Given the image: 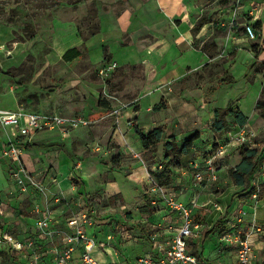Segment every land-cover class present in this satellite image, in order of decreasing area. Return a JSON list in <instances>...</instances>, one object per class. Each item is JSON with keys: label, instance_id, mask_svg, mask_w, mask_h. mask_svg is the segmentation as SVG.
Segmentation results:
<instances>
[{"label": "rangeland", "instance_id": "1", "mask_svg": "<svg viewBox=\"0 0 264 264\" xmlns=\"http://www.w3.org/2000/svg\"><path fill=\"white\" fill-rule=\"evenodd\" d=\"M126 10H130V22L122 31L117 16ZM203 16L209 22L193 38L192 46L211 52L206 71L217 80L209 93L213 99L209 104L239 106L248 116L244 126L260 133L256 140L261 153L264 117L256 105L264 100V0H168L162 4L160 0H0V108L88 120L87 125L73 127L67 133H43L32 141L43 145L28 150L24 147L23 165L40 187L27 182L24 190L13 181L7 168L11 159L0 153V216L20 221L30 207L35 210L31 197L24 195L34 190L53 210L74 202L77 210L71 215L90 211L97 217L91 235L96 249L101 250V254L95 252L100 264H120L123 250L136 258L149 252L159 236L164 237L163 230L171 233L170 237L175 231L177 223L166 218V204L149 203L152 185L175 192L184 202L199 193L200 186H207L211 190L202 191L199 201L212 198L224 211L212 204L197 207L194 221L200 225V237L193 239L189 247L200 251L206 239L205 253L210 257L217 249L224 212L229 211L226 206L240 194L230 170L241 161L246 147H235L217 162L218 180L211 184L195 181V171L205 165L219 144L226 142L227 129L240 125L234 116H227V126L216 130L213 139L210 132H205L204 141L202 137L196 140L180 167L172 168L171 180L163 165L162 143L149 151L143 144L129 149L132 147L125 143L123 152L114 141L115 135L122 134L120 125L126 111L137 110L139 101L153 92L169 90L170 84H157L158 54L171 52L175 33ZM246 24L253 25L255 38L247 37ZM76 43L81 50L86 47L89 51L84 58L66 61L64 52ZM261 47L260 59L254 65ZM131 53L135 57L124 65V58ZM113 62L117 63L113 72L100 73L102 67ZM105 100L109 107L102 105ZM163 102L166 105L164 97L155 104L163 109ZM130 116L128 122L135 123L136 118ZM207 118L204 128L208 130L216 121ZM1 129L4 138L11 135L10 127ZM182 169L196 186L186 194L178 193L176 187ZM60 176L72 178L73 184L82 188L76 198L67 196L59 185ZM252 180L257 197L250 191L240 195L251 211L257 205L261 230L252 234L251 241L256 263L264 264V157ZM62 229L68 231L66 223ZM0 246V250H7V246ZM6 252L0 251V264H15L5 261ZM14 257L19 261L21 255ZM235 263L234 257L215 262Z\"/></svg>", "mask_w": 264, "mask_h": 264}, {"label": "built area", "instance_id": "2", "mask_svg": "<svg viewBox=\"0 0 264 264\" xmlns=\"http://www.w3.org/2000/svg\"><path fill=\"white\" fill-rule=\"evenodd\" d=\"M249 38H255L256 32L252 24H246ZM117 67V63H108L100 70L101 74H109ZM88 120L76 117H65L58 114L31 113L13 111L0 108V126L11 128V137L2 145V153L11 159L9 168L10 178L24 190L28 184L40 187L25 169L21 155L26 142L21 138L31 139L36 133L57 131L67 133L71 128L87 125ZM227 140L214 149L213 155L206 160L204 166L195 171V181L211 184L218 180L217 162H222L225 156L235 147H256L258 132L254 128L244 125L231 126L226 131ZM258 189L253 192L257 197ZM149 203L156 206L164 202L168 207V221L177 223L171 238L160 242L155 250L140 256L137 264H207L197 253L190 249V242L199 235V223L194 221V214L198 206L212 204L215 209L223 210L222 205L213 199L199 201L195 195L190 201L184 202L175 196V192L167 191L163 186L154 184L150 187ZM35 211L39 214L33 227L34 232L42 239H49L59 233V219L53 208L44 203H37ZM225 217L223 229L219 234L217 250L228 252L236 257L237 264H257L256 253L251 241L252 234L260 231L257 224V205L253 211L247 209L244 202H239L234 212ZM249 218V219H248ZM97 217L94 212L83 211L72 215L66 220V244L63 247L53 245L50 250L41 247L37 238L20 239L7 230L0 234L1 245L7 246L14 254L28 259L29 264H45V259L51 252L56 264H71L75 258V251L80 250L78 257L80 264H100L94 250L96 242L89 229L95 226ZM50 240V239H49ZM51 241V240H50ZM53 241V240H52Z\"/></svg>", "mask_w": 264, "mask_h": 264}, {"label": "crops", "instance_id": "3", "mask_svg": "<svg viewBox=\"0 0 264 264\" xmlns=\"http://www.w3.org/2000/svg\"><path fill=\"white\" fill-rule=\"evenodd\" d=\"M160 2L161 4L168 3V0H160ZM117 17L120 20L118 22V25L120 29L123 31L124 29L128 27V23L130 22L129 21L130 10H126L122 14L119 13ZM194 25L195 24H192L186 29L184 28L179 29L178 32L175 33L174 38H176V40L173 42L174 47L171 52L166 51V53L160 52L158 54L159 62L157 66H155L157 84L158 85L170 84L169 90L167 89L163 91V89H160L161 93L160 91L153 92L152 95H149L143 98L141 101H139V103L136 105L138 107L137 110L135 111L129 110V111H126V113L122 115L123 120H121L122 123L120 125L121 130H122L120 132L122 134H117V136L115 135L114 141H116L117 146H121V148L123 149V152H124V149L126 148L125 143L129 144L132 147V148L129 147V149H138L140 145L142 146V142L139 139L137 131H136L137 128H140V130L147 132L153 129L154 127L161 126L164 129L165 135H167L168 137L172 135L175 136L178 142L182 141V139L184 140L189 135L195 132L200 133V138L202 137V140H203V134L205 132H210L212 134V139H213V135H215V133L217 132L216 125L214 126L212 123L210 124L212 128L208 127L209 128L208 130L204 128L206 126L204 124L206 123L208 119L207 115L209 118L214 117L216 121L217 119L216 111L221 108H226L228 107V105L226 107H218L214 103L209 104V102L213 100L212 98H210L211 95H209V93L213 92V90L215 89V84H216L215 80L217 79H214L212 75L210 76L211 73L207 74V71H206L210 68V65L208 67H206V65L209 64V62L211 61V54H210L211 52L209 53L206 50L192 46V40L194 38L192 34V28L194 27ZM201 35H203V33ZM74 46L79 47V43H76ZM88 51L89 49L85 47L84 56L78 57V58H84ZM134 57H135L134 53L127 54L126 58H124V65L129 63V59L131 60ZM212 79L214 81H212ZM206 88L209 89L208 94L206 93L207 92ZM162 97L165 98L166 105L163 106L164 107L163 109L154 110L153 107L156 105L155 103H157V100ZM147 108L150 109V111L147 110ZM233 108H239L244 113V111L237 105L236 107H233ZM130 115H133L132 117L136 118L135 123L128 122L130 119L132 120V118H130L131 117ZM245 115L248 119L247 114ZM124 125L129 126L130 129ZM1 128L2 127L0 126V138L2 139V141L0 140V153H2L1 152L2 145L11 138L9 136L4 138L5 137L4 132L2 131ZM257 132L259 135L260 133L258 130ZM43 133H50V134L56 135L55 133H58V132L57 131L39 132V133H36L29 140L21 138L22 141L26 142L25 144L26 148L24 150L29 149L27 147L28 144L36 143V142H32L34 139H36L39 136L41 137L45 135ZM257 136H256V139H257ZM196 142L197 141L194 142V145L192 148L195 147ZM257 147H258V143L256 140L255 148ZM232 150H234V148ZM81 162H84V161H81ZM7 165H8L7 168H8V174H9V168H10L11 163L8 162ZM86 179H87L86 177L82 179L84 183ZM189 179H190V176L187 175V171H185V169H182V177L177 179V184H176L178 193L180 192V194H183V193L186 194L187 192H191L195 190L196 186L194 182H192ZM187 180L190 181L189 184L186 183ZM253 183L254 182L252 180L251 184L253 185ZM59 185L62 187V189H64L68 197L72 195V199L76 198L78 196V192L82 191V188H77V186L73 184L72 178L70 179L65 176H60ZM239 187L240 189L238 191L240 192L241 195L243 194L244 196L246 195V193L249 192L248 190H243V187L241 186ZM199 189H200L198 190L199 193H196L195 195L200 196L202 191L211 190V188H208L207 186L205 187L200 186ZM263 189H264V184H263ZM240 194L238 196L234 195L236 199L233 198V200H231L233 201V203L232 204L229 203V205L226 206L227 210L229 211L228 213L224 212L225 217L230 215L229 213L235 211L236 206L240 201L244 202L247 209L250 210V206L248 205L247 200L243 199ZM24 195L31 197L32 202L35 205L37 203H43L41 202V197H39V193L35 192V190L33 192L29 191L27 193H24ZM147 198L148 196L146 197V199ZM209 199H212V198H209ZM76 210H77V207L74 202H71V204L67 202L65 204H62L61 206H57L56 210H54V214L60 221L59 226H57L60 230L59 231L60 235L56 234L52 238H49L51 241L48 238L42 239L41 237H38L37 234L34 232L33 225L39 214L32 207L29 208L28 214L20 218L21 219L20 221L11 220L13 219V216H10L9 217L10 219H7L4 215L0 216V220H1L0 234L3 230H7L20 239H27L32 236L34 238H37V241L40 243V245H42L41 247L48 249V250H50V248L53 245H58L59 247H63L66 244V233H65V230L62 229V224L66 223L67 218H69L71 215L70 213L75 212ZM168 215L169 214L167 211L166 213L167 219H168ZM145 217H148L147 213L145 214ZM96 229H99V227H97ZM94 230H95L94 227L89 229L90 233L91 231L94 232ZM162 233H164V237L159 236L157 240H154V243H152V246L150 247L149 252L140 253L138 256H136V258L135 257L132 258L131 255H129L123 250L122 254H124L125 256L122 257L121 255L122 262L120 264H137L140 256L150 253L152 250H155V247L160 242H164L172 237V236L171 237L169 236V234L171 233L167 232L166 230H163ZM199 237H200V233L197 237L193 239H197ZM205 241L206 239H204V242H202L200 251L198 249H193V248H190V249L193 252L198 251L199 253H201L203 255L201 256V258L207 264H215V262H217L218 260H221L223 257L224 258L234 257L236 260L235 256L229 255L228 252L226 251L220 252L219 250L216 249V247H215V251L211 252L210 257L207 256L205 253L206 248L204 247ZM125 246L127 245L126 244L123 245V249ZM95 252H97L98 254H101V250H97L96 248L94 250V253ZM74 255H75V258L71 262V264H80V261L78 259L80 255V250L77 249ZM15 264H29V262L26 257L21 256L19 261L17 260ZM45 264H56L54 260V254H52L51 252L49 253V256L45 259ZM235 264H237V262Z\"/></svg>", "mask_w": 264, "mask_h": 264}, {"label": "trees", "instance_id": "4", "mask_svg": "<svg viewBox=\"0 0 264 264\" xmlns=\"http://www.w3.org/2000/svg\"><path fill=\"white\" fill-rule=\"evenodd\" d=\"M209 22V19L207 16H203L199 19V21L194 25L192 28V34L194 37H196L203 26ZM262 52V47L256 52V61L254 62V65L256 62L259 61L260 55ZM85 52L84 50H81L77 46H73L68 48L65 53L63 54V58L66 61H72L75 58L84 56ZM162 103V102H161ZM165 102H163V106ZM102 105L105 107H109V102L104 101L102 102ZM162 106L155 105L153 107L154 110H159ZM257 107L261 108L260 115L264 117V100L259 101L257 103ZM233 115L234 118L238 121L240 125H245L247 122L246 115L239 109V108H233L231 106H228L226 108H221L216 111V129L217 130H223L227 124V115ZM137 134L143 144L144 150L149 151L154 148H156L159 144L162 143V160L163 165L165 166V169L168 173V179L171 180V171L174 167H180L182 163V158L190 151V149L193 147L194 142L200 138V133L195 132L191 135H189L187 138H185L182 141V144H179V142L176 140L175 136H167L164 133V129L161 126L154 127L153 129L144 132L143 130H140L139 128L136 129ZM43 145L40 142L31 143L28 144V148H32L34 146H40ZM264 157V151L259 153L257 148L253 149H246V151L243 153L241 161L236 164L231 170V176L238 186L243 187V190H248L250 192H254L257 190V188L251 184L252 177L255 174V172L258 170L260 166V162L262 158ZM212 231V230H211ZM205 247V246H204ZM0 251H7V254H4V259L7 262H15L17 259L14 257L17 254L12 253L10 250H0ZM199 254V256H203L198 251H194ZM12 253V254H10ZM1 255V253H0ZM1 257V256H0Z\"/></svg>", "mask_w": 264, "mask_h": 264}]
</instances>
